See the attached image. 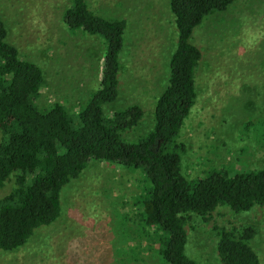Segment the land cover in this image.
Here are the masks:
<instances>
[{"label":"rangeland","instance_id":"rangeland-1","mask_svg":"<svg viewBox=\"0 0 264 264\" xmlns=\"http://www.w3.org/2000/svg\"><path fill=\"white\" fill-rule=\"evenodd\" d=\"M91 11L127 22L120 57L119 96L106 113L138 105L140 123L125 134L135 140L153 126L155 99L162 93L174 52L176 31L169 0H87ZM69 0H0L7 42L21 59L38 65L45 84L36 104L58 103L70 113L90 97L100 79L102 42L69 32L60 17ZM243 18L264 31V0H237L208 17L190 42L202 61L196 76L197 100L180 134L186 146L185 177L210 169L231 172L264 168V39L254 48L242 44ZM250 126L244 130L245 125ZM1 137V136H0ZM1 142V138H0ZM140 171L108 162H91L61 193L62 213L40 228L21 249L3 253L0 264H162L141 232L133 201L141 194ZM10 191L7 185L0 198ZM251 227L250 245L264 264V208L234 214L217 210L209 222L193 217L187 225L186 255L197 264H221L217 228ZM136 258L132 257V248Z\"/></svg>","mask_w":264,"mask_h":264},{"label":"trees","instance_id":"trees-1","mask_svg":"<svg viewBox=\"0 0 264 264\" xmlns=\"http://www.w3.org/2000/svg\"><path fill=\"white\" fill-rule=\"evenodd\" d=\"M237 0H169L176 31L174 52L162 93L155 99L153 126L128 140L125 134L144 117L138 105L108 114L119 96L121 55L127 22L91 11L87 0H69L60 17L69 32L102 42L100 79L88 100L70 113L63 105L40 109L36 100L45 84L41 68L21 59L7 42L0 17V251L23 248L38 229L61 216V193L91 162H108L142 174L141 194L133 201L141 232L162 264H197L186 253L192 218L211 221L224 208L234 214L264 208V168L231 172L210 169L198 178L183 174L186 146L180 139L197 100L196 76L202 61L190 42L208 17ZM257 132L264 138V121ZM250 123L244 130L254 127ZM221 264H260L250 245L255 231L236 225L217 228ZM132 248V257L136 250ZM136 258V257H135Z\"/></svg>","mask_w":264,"mask_h":264},{"label":"clouds","instance_id":"clouds-1","mask_svg":"<svg viewBox=\"0 0 264 264\" xmlns=\"http://www.w3.org/2000/svg\"><path fill=\"white\" fill-rule=\"evenodd\" d=\"M244 27L242 28V44L248 48H254L262 39L264 31L255 28L247 18H243Z\"/></svg>","mask_w":264,"mask_h":264}]
</instances>
